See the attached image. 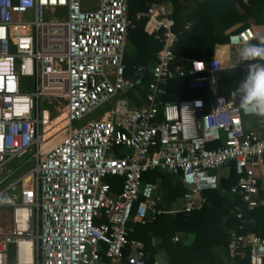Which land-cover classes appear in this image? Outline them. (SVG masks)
<instances>
[{"label": "built area", "instance_id": "2783aa9c", "mask_svg": "<svg viewBox=\"0 0 264 264\" xmlns=\"http://www.w3.org/2000/svg\"><path fill=\"white\" fill-rule=\"evenodd\" d=\"M144 1L135 20L147 19L160 49L130 79L124 75L127 34L135 27L129 0H0V169L30 149L39 152L40 99L63 101L66 122L62 139L36 158L34 199L16 194L18 181L0 190V207L9 209L0 264H167L128 238L130 223L145 225L163 213L157 186L142 181L148 171L179 179L185 191L177 210L185 215L200 208L204 191L219 190L217 171L224 169L237 176L229 195L247 211L259 206L264 117L239 109L235 90L208 101H167L170 81L185 78L190 90L205 89L233 68L219 58H177L174 19L158 0ZM57 9L64 13L55 15ZM256 42L249 28L234 34L235 62L242 44ZM250 63L235 68L241 82ZM146 71L144 103L133 106L126 93ZM23 78L32 80L31 91ZM246 118L257 120L252 129ZM109 177L119 180L117 192ZM231 212L237 225L227 238L229 259L264 264V237L247 229L238 204Z\"/></svg>", "mask_w": 264, "mask_h": 264}, {"label": "trees", "instance_id": "16d2710c", "mask_svg": "<svg viewBox=\"0 0 264 264\" xmlns=\"http://www.w3.org/2000/svg\"><path fill=\"white\" fill-rule=\"evenodd\" d=\"M236 5L241 8V14L234 11ZM207 7L209 8L207 9ZM146 8L147 2L144 0H129L128 16L135 27L130 29L127 34L124 52L125 78H131L137 66L148 68L160 49V45L154 37L148 36L143 31L146 18L135 20L137 12H143ZM200 8L204 10V13L191 24L188 30L183 29L184 19L178 18L175 14L171 16L175 21L173 33L176 35L177 41L173 45V53L177 58L206 62L211 58L210 53L206 52L210 45L227 44L226 36L220 39L212 36L215 30L212 22L217 19L223 23L225 21L241 23V27L237 29L238 32L247 28L249 19H252L256 25L264 26V0H217L214 4H201ZM148 83L149 74L146 71L138 82H134L126 94L132 99V105L143 104ZM213 84H215L216 93L212 91L211 86L205 89L190 90L185 78H177L166 86L167 96L165 99L179 101L201 98L208 101L219 95L229 97L230 92L240 84V77L236 73L221 71L216 75ZM261 166L256 170L258 179L264 177ZM169 176L159 170L148 171L142 176L143 182L154 183L156 179H160L166 205L172 204L185 191L178 180L172 182ZM236 180L237 176L231 169L227 178H219V190L204 191L200 208L188 215L183 213L172 215L170 211L164 210L153 222L145 225L130 223L132 232L128 234V238L142 241L146 250L150 252L151 260L154 257L151 238L158 239L159 246L166 253L167 264H249L247 258L236 262L228 259V232L235 229L237 225L231 210L234 203L238 204L247 219V229L264 237V189L259 191V206L253 211H247L237 197L229 195V189ZM107 181L117 192L119 180L109 177ZM177 232L194 235V241L190 248L186 249L180 241H173Z\"/></svg>", "mask_w": 264, "mask_h": 264}, {"label": "rangeland", "instance_id": "374dc122", "mask_svg": "<svg viewBox=\"0 0 264 264\" xmlns=\"http://www.w3.org/2000/svg\"><path fill=\"white\" fill-rule=\"evenodd\" d=\"M88 7H93V3L87 4ZM62 10L57 9L55 15H62ZM49 19L50 16H47ZM222 60V59H220ZM224 62V61H223ZM226 63V62H224ZM227 64V63H226ZM23 89L27 91L32 90V80L30 78L22 79ZM108 109V108H107ZM39 134L41 135L42 144L40 145L39 152L36 149H30L29 151L21 154L11 162L7 163L0 169V190L7 185L18 181L16 187V194L20 198L34 199V176L33 170L36 163V158L41 157L44 152L59 142L65 134V109L64 102L61 100H54L51 98H43L39 100ZM98 114L88 116L82 122L76 124V126L82 125L89 119L96 118ZM254 118H246V120L252 121ZM225 171H217V174H224ZM172 182L177 181L176 178L169 176ZM157 191L162 199L164 206L169 208L164 202V190L161 187L160 179L155 180ZM28 189V192L22 194V189ZM174 204V203H173ZM172 204V207L174 205ZM176 209H171L170 213H175ZM9 231V209L0 207V234H5Z\"/></svg>", "mask_w": 264, "mask_h": 264}, {"label": "crops", "instance_id": "0c3cea01", "mask_svg": "<svg viewBox=\"0 0 264 264\" xmlns=\"http://www.w3.org/2000/svg\"><path fill=\"white\" fill-rule=\"evenodd\" d=\"M215 1H217V0H161V1L158 0V2L162 5V9L164 10V13L167 16L171 17L172 15L175 14L178 18L184 19L185 23L186 22H191V24H193L195 21H197L198 18H200V16L204 13V10L202 8H200V5L201 4H208V3H213L214 4ZM208 8L209 7H207V9ZM234 11L238 12L239 14L242 13V10H241V8L238 5L235 6ZM137 13H140V12H137ZM212 23L214 24V29H215L212 36L215 37V38H217V39H220V38H223V37L226 36L228 38V43L227 44L215 43L213 45H210L208 47V49L206 50V52H207V54L210 53L211 58H219V59H222V61H224V62L227 63V66L228 65H233L235 63V60H234L235 58H234L233 50L230 47L231 46L230 45V43H231V37L234 34H237V33L241 32L245 28L242 29V30H240L238 32L237 29H239L241 27V25H242L241 23H236L235 24V23L228 22V21H225L223 23V22L218 21V19L215 20V22H212ZM148 27H149V24L147 26V19H145L143 31L148 36H152L146 30V28L148 29ZM247 28L251 29V31L255 34L256 37H257L258 34L259 35H264V26H262V25H256L252 19H249L248 20V26H247ZM256 41H257V39H256ZM152 63H150L148 66H150ZM138 67H143V66H137L135 68V70ZM143 68H146V67H143ZM135 70H134L133 76L135 75ZM224 72L234 73V74L236 73V74L239 75V71L236 70V69H227V70H224ZM133 76L131 78H133ZM239 77H240V75H239ZM240 83H241V81H240ZM211 88H212V91H214L216 93L215 84H213L211 86ZM219 96H221V95H219ZM130 100L132 101V99H130ZM143 103H144V99H143ZM133 106H135V105H133ZM256 123H257V120L255 118L252 121L245 120V127L247 129H252V127L255 126ZM224 171H225L224 174H218V176L223 177V178H227L228 175H229V173H230V171H231V169L230 170L224 169ZM177 180L179 181V179H177ZM179 198H177L173 202L174 204L172 203L174 205V207H172V204H170V206L168 205L169 208L168 207L166 208L164 206L163 202H162V204H163V211L164 210L170 211L172 208L177 210L178 209V206H179ZM176 213H181V212H178V210H177L175 213H173V214L171 213V214L172 215H175ZM230 231H232V230H230ZM175 236H177L179 238L178 241L182 242L183 246L186 247V249L187 248H190V246L192 245V243L194 241V235H191V234H183L181 232H177L174 235V237ZM151 247H152V249H154V257H156V258H158L160 260H163V261H165L167 263L166 253H165L164 249L159 246V240L158 239L151 238ZM228 259H229V257H228ZM236 261H240V260H236ZM236 261H234V262H236Z\"/></svg>", "mask_w": 264, "mask_h": 264}, {"label": "clouds", "instance_id": "9594fccd", "mask_svg": "<svg viewBox=\"0 0 264 264\" xmlns=\"http://www.w3.org/2000/svg\"><path fill=\"white\" fill-rule=\"evenodd\" d=\"M257 43L242 44L238 49L236 66L245 61H250L247 75L232 93L239 97L238 108L246 114L264 117V35H257Z\"/></svg>", "mask_w": 264, "mask_h": 264}, {"label": "water", "instance_id": "95a60500", "mask_svg": "<svg viewBox=\"0 0 264 264\" xmlns=\"http://www.w3.org/2000/svg\"><path fill=\"white\" fill-rule=\"evenodd\" d=\"M181 61L183 60V58H179ZM141 79V78H140Z\"/></svg>", "mask_w": 264, "mask_h": 264}, {"label": "snow or ice", "instance_id": "6c2138e0", "mask_svg": "<svg viewBox=\"0 0 264 264\" xmlns=\"http://www.w3.org/2000/svg\"><path fill=\"white\" fill-rule=\"evenodd\" d=\"M198 67H199V65H198Z\"/></svg>", "mask_w": 264, "mask_h": 264}]
</instances>
